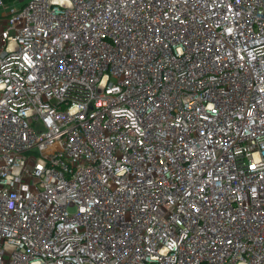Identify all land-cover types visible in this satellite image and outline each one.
<instances>
[{
	"label": "built area",
	"instance_id": "1",
	"mask_svg": "<svg viewBox=\"0 0 264 264\" xmlns=\"http://www.w3.org/2000/svg\"><path fill=\"white\" fill-rule=\"evenodd\" d=\"M0 264H264V0H0Z\"/></svg>",
	"mask_w": 264,
	"mask_h": 264
}]
</instances>
